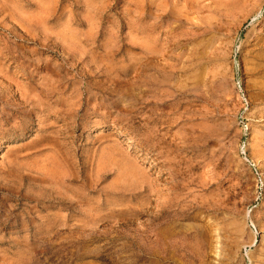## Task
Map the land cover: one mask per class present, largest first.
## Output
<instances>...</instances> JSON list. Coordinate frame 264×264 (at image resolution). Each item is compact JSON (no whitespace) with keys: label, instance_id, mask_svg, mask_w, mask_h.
I'll return each mask as SVG.
<instances>
[{"label":"rangeland","instance_id":"rangeland-1","mask_svg":"<svg viewBox=\"0 0 264 264\" xmlns=\"http://www.w3.org/2000/svg\"><path fill=\"white\" fill-rule=\"evenodd\" d=\"M0 264H264V0H0Z\"/></svg>","mask_w":264,"mask_h":264},{"label":"bare ground","instance_id":"bare-ground-1","mask_svg":"<svg viewBox=\"0 0 264 264\" xmlns=\"http://www.w3.org/2000/svg\"><path fill=\"white\" fill-rule=\"evenodd\" d=\"M190 4H191V3H190ZM190 4H189V5H190ZM56 5H57V4H56ZM43 16H44V15H43ZM23 31H24V30H23ZM168 64H169V63H168ZM195 65H196V64H195ZM195 79H196V78H195ZM19 85H20V84H19ZM27 87H28V86H27ZM25 88H26V87H25Z\"/></svg>","mask_w":264,"mask_h":264}]
</instances>
